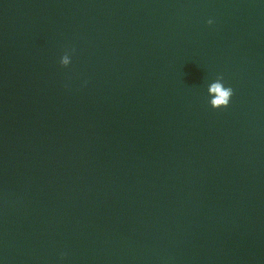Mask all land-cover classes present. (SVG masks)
Wrapping results in <instances>:
<instances>
[{
  "label": "water",
  "instance_id": "obj_1",
  "mask_svg": "<svg viewBox=\"0 0 264 264\" xmlns=\"http://www.w3.org/2000/svg\"><path fill=\"white\" fill-rule=\"evenodd\" d=\"M0 264H264V0H0Z\"/></svg>",
  "mask_w": 264,
  "mask_h": 264
},
{
  "label": "clouds",
  "instance_id": "obj_2",
  "mask_svg": "<svg viewBox=\"0 0 264 264\" xmlns=\"http://www.w3.org/2000/svg\"><path fill=\"white\" fill-rule=\"evenodd\" d=\"M209 23H211V21H209ZM68 61L67 58L65 57V59L61 62L62 65H67ZM222 78H218L217 82L212 83L209 88L208 91L210 93H217L218 94V98L214 97L211 101V107L212 108H220V107H227L228 103H229V99L230 97L233 95V90L231 87H225L222 82H221Z\"/></svg>",
  "mask_w": 264,
  "mask_h": 264
}]
</instances>
